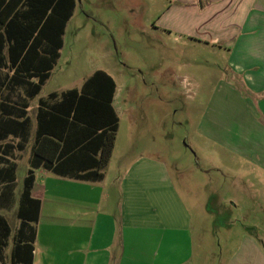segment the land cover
Masks as SVG:
<instances>
[{"label":"crops","instance_id":"1","mask_svg":"<svg viewBox=\"0 0 264 264\" xmlns=\"http://www.w3.org/2000/svg\"><path fill=\"white\" fill-rule=\"evenodd\" d=\"M74 1L73 14L62 35V28L56 24L46 25L44 21L39 26L38 18L26 20V11L62 10V0L22 1L17 10H22L25 17L16 24V30L11 28L23 44L26 42L21 69L19 63L12 65L10 58L11 47L21 41L9 40L3 32L5 25H0V264H204L207 250L201 226V197L204 203L201 191L205 184L199 185L206 173L204 169L195 170L198 186H188L186 182L188 185L183 183L180 191L168 164L150 154L130 162L124 160L117 177L109 179L115 144L107 168L97 169L95 162L103 144L101 131L91 135L76 121L72 106L78 109L77 100L73 105L63 95L81 92L86 81L97 72L106 73L116 83L112 108L118 118V133L121 95L113 75L97 68L80 88L40 97L61 58L64 37L78 0ZM168 1L170 5L160 10H168L170 16L179 20L175 26L185 36L184 40L216 50L226 63V81L220 87L224 84L227 90L218 89L217 93L225 97L216 102L220 105L224 102L215 118V127L221 134L212 137L232 153L237 162L233 164L244 160L247 171L241 180L246 187L253 189L256 184L262 190L264 0ZM14 5V0H0V10H15ZM166 29L171 30L168 26ZM59 38L62 42L59 58L37 92V73L48 70L50 50ZM227 110L235 111L228 116L232 132L223 122ZM91 111L81 108L79 113L89 114L96 122L99 114ZM40 133L59 142L60 149L52 169L43 163L33 170L30 199L38 201L40 208L37 220L32 221L26 218L23 195ZM44 153L52 156L50 151ZM22 159L27 160L28 170L23 187L18 190L17 173ZM227 170L234 178L229 185L219 183L212 189L211 206H222V191L238 190L236 181L242 172L234 166ZM100 173L102 176L97 177ZM84 175L88 179H79ZM239 204L248 208L249 202ZM20 207H23L21 215ZM223 219L217 215L215 222ZM239 239L237 249L227 248L231 257L226 264H264V249L257 246L249 229Z\"/></svg>","mask_w":264,"mask_h":264},{"label":"rangeland","instance_id":"2","mask_svg":"<svg viewBox=\"0 0 264 264\" xmlns=\"http://www.w3.org/2000/svg\"><path fill=\"white\" fill-rule=\"evenodd\" d=\"M168 5V0H78L61 58L40 97L80 88L97 68L109 71L121 95L120 106L116 104L120 127L109 179L117 177L124 160L150 154L168 164L180 191L183 183L198 186L195 170L204 169L201 179L198 174L199 185L206 188L201 191L204 264H226L231 257L227 248L237 249L245 229L264 249V188L246 187L241 180L247 171L244 160L233 164L237 162L232 153L212 137L221 134L215 118L224 102H216L225 97L218 89L227 90L224 84L220 87L226 81V63L216 50L184 40L175 26L179 20L168 10H160ZM227 112L223 122L230 131L228 116L235 111ZM232 166L242 172L236 181L238 190L222 191V206H211L212 189L232 182L234 176L227 170ZM27 170V160L22 159L18 190ZM260 183L264 185V180ZM244 200L248 208L239 204ZM217 215L224 219L215 222Z\"/></svg>","mask_w":264,"mask_h":264},{"label":"trees","instance_id":"3","mask_svg":"<svg viewBox=\"0 0 264 264\" xmlns=\"http://www.w3.org/2000/svg\"><path fill=\"white\" fill-rule=\"evenodd\" d=\"M22 1L23 0H14L15 10H0V25H5V28L3 30L4 35L9 40H14V42H16L17 40L21 41L19 44L16 43L17 45L12 46V50H10L12 65H16L17 63H19V69L24 67L23 62H25V60L22 59V56L26 52V42L25 44H23L22 40L20 38H17V32L11 31V28L12 30L13 28L14 30H16V24L21 23L23 17H25L22 10H17L22 4ZM28 1L34 2V0H27V3H29ZM74 7V0H62V10H54V8H51V10H33L32 13L26 11V20L29 18H38L37 24L39 26L44 21V24L46 25L56 24L57 28H62L60 34L62 35L64 33L66 23L73 14ZM7 21L9 22L6 23ZM39 34H41V31L39 32ZM61 47L62 42L59 38V42H57L55 48H51L50 50L48 70H46V72L37 73L39 75V81L36 86L37 92L40 91L41 87L49 78L50 71L53 69L59 58V50L61 49ZM23 57H26V54ZM115 91L116 83L114 82V80L106 73L100 71L86 81L81 92L70 91L63 95L64 100L73 101V105L74 101L77 100L78 109L76 110V108L72 106V109H75L73 117L76 121L78 120L79 123L83 124L84 128L88 130L91 135L97 133V131H101L99 135L103 138V144L101 146L100 158L95 162L99 171H104L107 168L116 140L118 118L116 117L112 108ZM81 108H83L84 110L92 109V111H97V113L99 114L97 121L93 122L94 120L92 117H89V114L88 116H81V114L79 113ZM84 119H88V122ZM35 145L34 157L31 164L32 169L30 170L29 175L26 179V189L23 195V197L26 198V218L32 219V221L37 220V215L40 208L38 201L30 199V188L34 181L33 170L38 169L43 163V165L47 169H52V164L55 161V155L60 149L59 142L50 139L49 137L41 133L38 135ZM45 150L50 151L52 156L50 157L46 155L44 153ZM101 176V173L97 174V177ZM88 177L89 176L84 175L80 176L79 179H88ZM22 212L23 207H20V215L22 214ZM30 249L32 250L31 247Z\"/></svg>","mask_w":264,"mask_h":264}]
</instances>
